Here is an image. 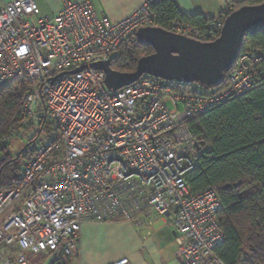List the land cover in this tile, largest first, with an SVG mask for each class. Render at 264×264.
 <instances>
[{"label": "built area", "instance_id": "1", "mask_svg": "<svg viewBox=\"0 0 264 264\" xmlns=\"http://www.w3.org/2000/svg\"><path fill=\"white\" fill-rule=\"evenodd\" d=\"M160 1L144 0L120 21L101 17L89 0H63L49 18L35 0L1 12L0 94L14 83L26 90L0 153L23 129L51 130L28 148L17 185L0 190V247L16 249L2 264H31L30 254L71 258L86 224L152 229L156 217L173 220L181 264H224L216 255L225 240L222 201L214 189L192 195L188 187L197 148L186 122L261 83L264 54H240L215 88L145 76L109 91L105 73L91 66L112 63L123 43L157 27ZM232 13L227 7L203 30L173 21L169 31L212 42Z\"/></svg>", "mask_w": 264, "mask_h": 264}, {"label": "trees", "instance_id": "2", "mask_svg": "<svg viewBox=\"0 0 264 264\" xmlns=\"http://www.w3.org/2000/svg\"><path fill=\"white\" fill-rule=\"evenodd\" d=\"M263 3L264 0H245L231 7L234 12ZM153 11L157 27L168 31L173 21L203 30L214 20L182 14L176 0H161ZM250 49H260L264 54V32L246 36L241 54ZM153 53L152 47L141 45L134 36L120 46L112 68L132 73L141 58ZM261 69L264 73V59ZM25 90V84L14 83L0 94V143L18 126L16 117ZM186 125L200 147L197 166L187 175L190 193L195 195L211 188L223 204L220 224L225 240L216 255L224 264H264V79L243 96L216 106L187 121ZM46 128L42 123L40 131ZM27 150L15 158L8 155L0 161V190L17 185ZM50 264H69V259L60 254Z\"/></svg>", "mask_w": 264, "mask_h": 264}, {"label": "crops", "instance_id": "3", "mask_svg": "<svg viewBox=\"0 0 264 264\" xmlns=\"http://www.w3.org/2000/svg\"><path fill=\"white\" fill-rule=\"evenodd\" d=\"M15 0H0V14ZM41 16L52 17L62 9L63 0H35ZM88 1V0H73ZM97 13L111 21H120L131 15L144 0H89ZM245 0H176L182 14L217 18L227 7ZM152 229L114 221L83 226L79 245L69 264H115L128 259V264H181L179 244L173 222L162 217L154 219ZM15 248L0 247V264ZM39 256V257H38ZM52 254L29 255L31 264H50Z\"/></svg>", "mask_w": 264, "mask_h": 264}, {"label": "water", "instance_id": "4", "mask_svg": "<svg viewBox=\"0 0 264 264\" xmlns=\"http://www.w3.org/2000/svg\"><path fill=\"white\" fill-rule=\"evenodd\" d=\"M260 32H264V3L234 11L226 19L220 37L212 42L198 41L159 27L140 30L136 35L138 42L152 47L154 53L141 58L132 73L113 70L109 61L95 63L91 68L105 73L107 88L113 93L136 84L145 76L215 88L235 66L246 36ZM195 145L199 152L200 147Z\"/></svg>", "mask_w": 264, "mask_h": 264}, {"label": "rangeland", "instance_id": "5", "mask_svg": "<svg viewBox=\"0 0 264 264\" xmlns=\"http://www.w3.org/2000/svg\"><path fill=\"white\" fill-rule=\"evenodd\" d=\"M50 135H51V130L48 127L46 129H44L43 132L40 131V126L37 128L28 129V130L23 129L13 139V141L10 144V146L8 147L7 151L0 154V161L3 160L4 158H6L8 155H10L11 157H14V158L17 157L18 155L23 153L24 150L40 144V142L42 140L48 139ZM170 221L173 222V220H170ZM35 256H37V255H35Z\"/></svg>", "mask_w": 264, "mask_h": 264}]
</instances>
